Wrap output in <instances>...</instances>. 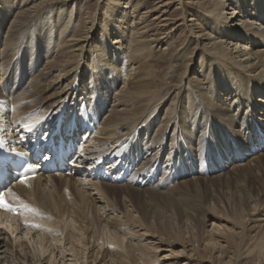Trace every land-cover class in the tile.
<instances>
[{"label":"bare ground","instance_id":"bare-ground-1","mask_svg":"<svg viewBox=\"0 0 264 264\" xmlns=\"http://www.w3.org/2000/svg\"><path fill=\"white\" fill-rule=\"evenodd\" d=\"M198 1L205 15L192 25L168 21L163 9L153 29L144 20L150 11L129 25L121 0H103L111 6L100 23L99 14L88 16V28L64 17L67 0H0V105L11 110L0 112V124L9 139L26 148L27 132L40 123L49 128L64 107L68 120L72 110L88 125L69 174L11 182L8 206L0 208V264H160L156 244L165 229L157 228V239L146 214L137 213L136 202L150 206L142 191L185 212L192 247H183V259L222 263L212 251L227 243L223 237L209 234L212 248L200 249L195 214L202 211L194 204L205 181L221 180L237 196L234 222L223 219L239 229L230 235L239 256L251 243L252 264L264 260V26L255 22L264 23V0ZM173 24L187 27L199 62L161 79L149 56L166 40L156 32ZM104 159L117 171L112 180L93 177Z\"/></svg>","mask_w":264,"mask_h":264},{"label":"rangeland","instance_id":"rangeland-1","mask_svg":"<svg viewBox=\"0 0 264 264\" xmlns=\"http://www.w3.org/2000/svg\"><path fill=\"white\" fill-rule=\"evenodd\" d=\"M121 1L122 3L124 2L125 3L122 4V7H120L121 5H119L117 8L119 9V11L120 9L123 8H127V11H130V15L127 21L129 22V25L132 26H135L137 24L136 21L138 20L140 21V19L138 18H140L142 14H146L145 12L147 11L150 12H148V16L145 17L144 20L145 21L147 20L146 24H148L150 28L153 26L152 27L153 29L157 28V26L156 23H154V21H151L152 17L155 16V14H157L158 11L161 12L163 9L164 10L166 9L164 14L167 17L168 21L169 20L170 22L178 21L180 22L179 24L182 23L180 20L184 19V21L186 22L185 24L192 25V23H194L193 19L195 17H198V15L199 16L205 15V11L199 5L198 0H165L164 2H167L166 6L163 8L161 7L160 9H154L155 7H158V4L160 3L158 2V0H121ZM67 2L68 4H66V7L61 9L63 10L64 17L71 16L75 21L78 20L79 21L78 23L81 26L83 27L87 26V28L89 27L90 25L89 23L91 21L90 17L88 16L90 15L92 16L93 14H99L100 16L98 22L100 23V18L102 13L108 10L107 5L111 6L112 4V3L104 4L103 0H67ZM11 16L12 15H10V17ZM132 18H136V19L131 21ZM196 21L198 22L199 27L201 26V28H206L204 26L202 19H198ZM255 22L257 24L264 26V23L262 24L260 23V21L258 22L255 20ZM72 25L75 26L74 23L71 24V26ZM179 26L181 27H178L177 24H173L172 26L168 27L167 30H162L158 32L154 31V33L156 32L158 38L166 37V40L163 39L160 45L154 47L151 55L149 56V60L151 61H148V63L149 62H153V64L155 63V67L153 71L154 73H156V76L157 77L160 76L159 78L161 79L166 78L169 74H171V72L175 73V75L178 76L180 73L185 71L183 66L189 64L191 60L195 61L196 59H198L197 64L199 62V56L197 55V50H196L198 49V45L195 44L193 40L194 38L192 39V36L187 30V27L185 25H179ZM59 31L60 28L57 27V33ZM69 32L70 30H68L65 33V35H68ZM112 37H114V35H111L109 42H111ZM249 47L251 46L249 45ZM172 66L173 69H175V71H172L171 69ZM214 67L213 66L207 67L208 69L206 71L208 73V76L206 77L207 79L205 78L204 81H207L210 78V75H212L214 71ZM188 73L189 70L187 71V74ZM175 79H173L172 82H174ZM168 94L171 95L174 93L171 90L169 91ZM170 95L166 97L163 108L166 107L171 101L172 96ZM161 116H162V110L160 117ZM249 157L250 155L245 157L246 162L250 159ZM218 173L219 172L213 175L215 176ZM225 186L226 183L224 180L218 182L210 181L207 183L205 181L202 186L203 189L199 188L198 193L201 194L199 195L197 194L199 198L196 196L195 198L196 200L194 202V204L197 205V209L202 211L201 213L197 212L195 214L197 217H200L202 220L200 222L201 230L199 234H197L199 235V239L197 242L200 245V249H202V246H204L205 244H209V248L210 247L212 248L211 246L212 243H206L207 242L206 240H208L207 236L209 234H212V240L217 239V236H220L221 238L223 237L227 243L221 242L220 245L223 246V248H218V249L214 248L212 251V254L217 256L218 259L223 260L222 263L216 261L217 262L216 264H227L228 262L229 264H252L253 262L252 259L255 256V249L253 251L248 249L251 246V243L246 245L247 249L244 248L242 250V255L239 256L240 253L236 248V244L233 243L231 240L230 235L233 234L232 231L234 230V233H237L239 229L238 227H233L230 230L231 224L225 221V219H229L230 221L234 222V220L231 218L233 217V214L231 213V208H233L234 204L237 203V196L235 194V190L234 187H232V185H230L231 188L230 186H226V187ZM139 189H143V188H139ZM140 196L150 200L149 201L150 206L143 207L142 204H138L137 202L135 203V205L137 206L136 207L137 213L140 212L142 214H146L148 218L147 225H149V228L153 233L152 236H155L158 239L159 238L158 233L156 232L157 228L164 227L165 229V232L160 234L161 236H163L165 241L163 242V244L160 243L156 244L157 246L161 245L159 246V250H158V254H159L158 258L161 257L160 264H171V263L195 264L194 262H189V260L187 259H183L184 255H187V251H185L183 247H185L187 244H189V248L192 247L190 245L192 243L190 241L191 239L190 236L186 234L183 230L184 228L183 214H185V212L178 210L174 207L158 205V203H156V201L153 200L152 195H149L148 192H146L145 194V191H142L140 193ZM210 202L211 204H214L213 208L212 205H210ZM190 204L192 205V202L186 205L189 206ZM216 216L219 217L220 219H217ZM211 223H213L214 227H216L218 230H213V225ZM250 231H247V234L249 236L254 234V232H250ZM124 241L126 242V240ZM149 242H152V240L151 241L144 240L142 243L148 244ZM167 255L168 257L170 256L171 258H168ZM177 258L179 259L177 260ZM171 260L172 262L170 263ZM256 264H264V260L262 259V261L260 260V262H257Z\"/></svg>","mask_w":264,"mask_h":264},{"label":"snow or ice","instance_id":"snow-or-ice-1","mask_svg":"<svg viewBox=\"0 0 264 264\" xmlns=\"http://www.w3.org/2000/svg\"><path fill=\"white\" fill-rule=\"evenodd\" d=\"M21 179V182H23V180L27 179V177H22L20 178ZM7 202L3 196V193H2V190H0V208H4V207H7ZM35 227H39L38 225H33Z\"/></svg>","mask_w":264,"mask_h":264}]
</instances>
